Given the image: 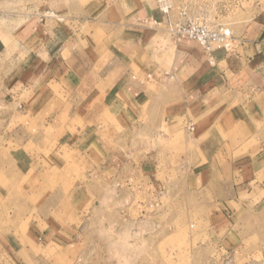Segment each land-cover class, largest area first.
I'll return each instance as SVG.
<instances>
[{
	"label": "rangeland",
	"instance_id": "obj_1",
	"mask_svg": "<svg viewBox=\"0 0 264 264\" xmlns=\"http://www.w3.org/2000/svg\"><path fill=\"white\" fill-rule=\"evenodd\" d=\"M45 1L55 11H25L19 0L1 5L0 264H264V200L259 202V197L253 201L256 206H240L223 214L212 203L210 192H196L189 182L191 165L182 164L180 155L191 151V147L185 151L181 140L192 132V122L170 133L166 144L161 137L156 141L144 134L132 137L127 133L118 138L109 134L112 131L103 134L98 127L87 128L84 119H71L67 98L58 92L45 94L42 87L34 90V78H29L28 93L20 95L21 69L16 71V64L7 70L9 78L2 77L3 61L30 57L37 51L38 36L46 37L49 47L51 36L66 39L68 28L75 25L70 18L75 6L93 1L94 10L98 4L95 0ZM136 1L151 7L159 3ZM168 1L174 15L186 8L211 26L226 27L232 19L239 20L242 7L238 6L243 0ZM259 2L264 6V0H250L253 13ZM98 13L93 17L100 20ZM165 39L172 45L193 43L175 41L168 34ZM25 76L23 71L22 78ZM167 77L170 75L155 78L150 71L133 69L129 80L136 89H149L166 85ZM6 85L9 89L15 86L18 93L3 92ZM57 134L67 140L64 153L53 169L51 164L41 167L35 163L36 147L43 146L51 158L49 139ZM102 135L114 163L125 160L120 147L132 152L136 144L148 152L166 146L171 155L164 161L165 173L158 176L162 186L158 192L152 193L143 181L132 180L136 172L129 166L119 176L116 169L102 171L99 163L82 157L86 154L82 150L91 145L85 140L99 141ZM29 156L34 160L30 162ZM127 176L132 181L123 182Z\"/></svg>",
	"mask_w": 264,
	"mask_h": 264
},
{
	"label": "crops",
	"instance_id": "obj_2",
	"mask_svg": "<svg viewBox=\"0 0 264 264\" xmlns=\"http://www.w3.org/2000/svg\"><path fill=\"white\" fill-rule=\"evenodd\" d=\"M1 1L0 11H3L1 5L12 2ZM95 1L98 4L94 10L92 1L79 8L75 6L74 12H70L75 25L68 28L70 35L66 39L51 36L49 47L47 38L38 36L37 51L30 57L4 60L2 77L9 78L7 70L16 64L14 69H21L20 95L28 93L29 78H34V90L42 87L45 94L58 92L66 97L71 119L72 116L84 119L87 128L98 127L103 134L111 131L109 134L116 136L144 134L156 141L161 137L166 144L170 133L192 122L194 130L181 140L185 151L191 147V155L185 152L180 159L184 160L182 164L191 165L189 182L194 183L196 192H210L212 203L223 214L240 206H256L258 203L253 201L259 197V202L263 201V4L259 2L253 13L250 0L240 1L239 20L232 19L233 23L228 21L225 25L230 28L224 27L231 31L235 48L229 53L216 51L214 63H210L197 43L172 45L165 39L167 32L163 26L152 22L162 20L159 4L151 7L145 3L139 5L136 0ZM19 2L25 4V11H55L47 7L45 0ZM97 10L100 20L93 17ZM222 18L218 16V21ZM133 69L150 71L155 78L163 74L170 77L164 79L168 82L162 87L136 89L129 80ZM23 71L25 78L28 77L25 85H22ZM13 89L15 86L9 89L6 85L3 92ZM103 136L99 141L85 140L91 145L82 150L86 153L82 157L99 163L102 171L116 169L119 176L129 166L136 174L132 173L133 179L127 176L123 182L143 181L152 193L158 192L162 187L158 176L165 173L168 167L164 161L171 155L166 146L148 152L136 144L132 152L127 147L123 152L120 147L125 162L120 159L114 163ZM49 141L47 151L51 158H47L43 146L36 147L35 163L44 168L51 164L53 169L56 159L64 153L67 140L57 134ZM129 157L132 161L126 163ZM28 158L30 162L34 160ZM26 239L29 240L27 235Z\"/></svg>",
	"mask_w": 264,
	"mask_h": 264
},
{
	"label": "built area",
	"instance_id": "obj_3",
	"mask_svg": "<svg viewBox=\"0 0 264 264\" xmlns=\"http://www.w3.org/2000/svg\"><path fill=\"white\" fill-rule=\"evenodd\" d=\"M158 4L162 20L152 22L157 26H163L167 34L175 41L186 39L197 43L212 63H214L216 51L223 50L229 53L234 48V39L229 29L223 26H211L203 17L192 15L186 8L179 9L174 15L168 0H159ZM149 78L151 76L148 75L147 79ZM193 130L194 128H191V131Z\"/></svg>",
	"mask_w": 264,
	"mask_h": 264
}]
</instances>
